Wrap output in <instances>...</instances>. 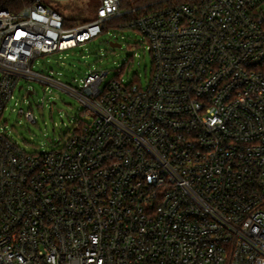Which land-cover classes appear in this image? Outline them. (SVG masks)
I'll use <instances>...</instances> for the list:
<instances>
[{
    "label": "built area",
    "instance_id": "2783aa9c",
    "mask_svg": "<svg viewBox=\"0 0 264 264\" xmlns=\"http://www.w3.org/2000/svg\"><path fill=\"white\" fill-rule=\"evenodd\" d=\"M152 6L123 23L148 42L147 85L104 87L34 62L137 9L100 0L68 26L45 0L0 8V264H264V0ZM31 80L82 103L62 147L28 152L3 120Z\"/></svg>",
    "mask_w": 264,
    "mask_h": 264
},
{
    "label": "rangeland",
    "instance_id": "374dc122",
    "mask_svg": "<svg viewBox=\"0 0 264 264\" xmlns=\"http://www.w3.org/2000/svg\"><path fill=\"white\" fill-rule=\"evenodd\" d=\"M45 2L74 25L93 20L100 4V0ZM123 23L109 21L104 31L94 39L67 51L38 57L34 62V70L45 75L52 74L73 87H79L80 79L91 70L108 71L103 87L118 74L126 84L138 80L147 85L153 68V56L148 42L143 33L136 28L123 26ZM111 41H116L121 46H112ZM30 84L34 87V94L27 98L25 89H17L4 114L3 120L10 135L28 152L62 147V139L73 129L74 121L82 118L81 101L58 87L49 92L46 84L38 80H31ZM21 108L24 112L32 110L36 122L21 115Z\"/></svg>",
    "mask_w": 264,
    "mask_h": 264
},
{
    "label": "trees",
    "instance_id": "16d2710c",
    "mask_svg": "<svg viewBox=\"0 0 264 264\" xmlns=\"http://www.w3.org/2000/svg\"><path fill=\"white\" fill-rule=\"evenodd\" d=\"M160 0H121V7L123 9H137V12H132L127 15L118 17L116 19H113L114 21L119 22H128L131 19L135 17L137 13L142 12L144 9H150L153 6L159 2ZM31 2V0H0V8L7 7L14 11H18L28 5ZM148 8H143L144 6H147ZM111 20V21H113ZM66 25L73 26L72 22L68 19L65 20Z\"/></svg>",
    "mask_w": 264,
    "mask_h": 264
},
{
    "label": "water",
    "instance_id": "95a60500",
    "mask_svg": "<svg viewBox=\"0 0 264 264\" xmlns=\"http://www.w3.org/2000/svg\"><path fill=\"white\" fill-rule=\"evenodd\" d=\"M111 45L112 46H121V44L116 42V41H111Z\"/></svg>",
    "mask_w": 264,
    "mask_h": 264
},
{
    "label": "snow or ice",
    "instance_id": "6c2138e0",
    "mask_svg": "<svg viewBox=\"0 0 264 264\" xmlns=\"http://www.w3.org/2000/svg\"><path fill=\"white\" fill-rule=\"evenodd\" d=\"M103 14V13H102Z\"/></svg>",
    "mask_w": 264,
    "mask_h": 264
}]
</instances>
